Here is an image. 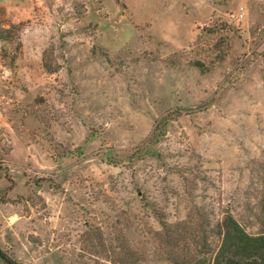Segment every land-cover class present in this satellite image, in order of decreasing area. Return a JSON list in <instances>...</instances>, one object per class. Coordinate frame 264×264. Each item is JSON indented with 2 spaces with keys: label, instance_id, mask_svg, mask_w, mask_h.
<instances>
[{
  "label": "rangeland",
  "instance_id": "1",
  "mask_svg": "<svg viewBox=\"0 0 264 264\" xmlns=\"http://www.w3.org/2000/svg\"><path fill=\"white\" fill-rule=\"evenodd\" d=\"M227 214L264 230V0H0L2 252L197 264Z\"/></svg>",
  "mask_w": 264,
  "mask_h": 264
},
{
  "label": "trees",
  "instance_id": "2",
  "mask_svg": "<svg viewBox=\"0 0 264 264\" xmlns=\"http://www.w3.org/2000/svg\"><path fill=\"white\" fill-rule=\"evenodd\" d=\"M218 250L203 256L197 264H264V230L248 233L232 214H227L220 225ZM0 262L17 264L0 250Z\"/></svg>",
  "mask_w": 264,
  "mask_h": 264
},
{
  "label": "built area",
  "instance_id": "3",
  "mask_svg": "<svg viewBox=\"0 0 264 264\" xmlns=\"http://www.w3.org/2000/svg\"><path fill=\"white\" fill-rule=\"evenodd\" d=\"M243 16H244V13L241 14V17H243Z\"/></svg>",
  "mask_w": 264,
  "mask_h": 264
}]
</instances>
